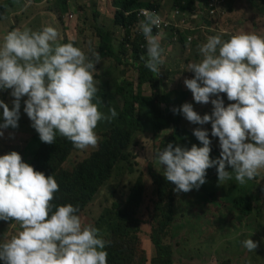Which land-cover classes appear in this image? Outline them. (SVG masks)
Returning <instances> with one entry per match:
<instances>
[{
  "label": "rangeland",
  "instance_id": "1",
  "mask_svg": "<svg viewBox=\"0 0 264 264\" xmlns=\"http://www.w3.org/2000/svg\"><path fill=\"white\" fill-rule=\"evenodd\" d=\"M27 1L0 0L4 94L0 101L12 89L18 95L7 98L1 108L8 118L1 119L0 140H17L20 146L21 141L42 137H77L64 166L67 171L86 160L111 159L112 129L121 123L115 83L126 79L133 82L135 93L150 92L149 84H140L139 72L130 65L99 54L98 23L115 35L114 52L120 51L118 38L124 32L116 25L112 0H69V12L61 17L57 0ZM230 4V9L219 10L215 26L202 21L204 7L196 0L189 22L202 26V39L198 42L197 28L193 42L182 48L161 37L138 61L153 62L151 75L159 77L160 94L167 99L161 104L160 124L170 113L188 134L182 144L186 148L174 158L172 168L174 216L168 228L172 264H264V145L254 142L264 134V70L254 63L264 52V0H231ZM246 34L255 37L241 40ZM8 51L9 57L5 56ZM59 62L75 65L71 94L58 64L54 69ZM178 92L183 93L181 100H176ZM171 130L156 136L150 131L134 135L124 146L129 157L113 169L110 178L91 179L103 185L95 202L58 237L60 249L38 258L31 256L27 242L44 234L43 222L27 203L19 207L23 194L8 192L11 199L7 201V194L0 191L4 259L16 249L20 264H96L117 223L113 200H122L141 178V206L133 217L140 225L139 242L126 239L131 243L126 264H151L148 236L157 198L152 195L148 169L167 174L158 147ZM199 138L216 150L217 158H203L199 149L191 147L190 140ZM198 156L203 159L197 160ZM128 162L135 163L134 174L126 172ZM12 213L20 218L7 226Z\"/></svg>",
  "mask_w": 264,
  "mask_h": 264
},
{
  "label": "trees",
  "instance_id": "2",
  "mask_svg": "<svg viewBox=\"0 0 264 264\" xmlns=\"http://www.w3.org/2000/svg\"><path fill=\"white\" fill-rule=\"evenodd\" d=\"M73 1L77 2V0ZM199 1L205 11V19L202 21L214 23L215 26L219 24L218 18L215 17L216 21L213 19L215 13L211 14V10L231 8V0ZM57 4H60V17L69 12V0H57ZM112 6L116 9V25L118 24L121 32H124L123 35L121 34V39L117 37L120 51L114 52L115 47L112 41L116 38L115 35L113 36L112 32L98 23L95 29L100 41L99 54L101 56L112 55L117 61L130 65L139 72L140 84H149L150 92L147 95L140 91L135 93L133 82L126 79L122 83H115L121 101L119 115L121 123L112 129L114 133L110 138L113 149L111 159L98 158L94 162L86 160L77 164L72 171H67L64 166L77 146V137L57 135L38 138L33 142L21 141L23 152L20 149L11 160H0V166L5 170L4 174H0V190H4L5 193L13 192V195L23 194L19 207L22 209V206L27 203V206H30L43 222L44 234H38L33 239L31 236L27 242V249L31 256L38 258L42 253H51L60 249L58 237H63L86 211L85 209L95 202L99 189L103 185L102 181L93 182L91 179L101 175H104V180L110 178L111 173L118 167L117 165L129 157L130 154H124V146L131 142L134 135L150 131L151 136H156L171 127V132L163 138L158 147L160 161L167 169V174L158 175L148 169L152 195L157 198L151 212L154 218L148 241L153 252L151 264H172V249L168 235V228L174 216L173 191L175 185L172 168L174 158L186 148L182 144L188 141V134L170 113L168 118L160 124L161 104L167 102V99L160 94L159 77L151 75L153 62L140 64L138 61L150 52L153 42H158L161 37L162 40H167V43L182 48L183 45H190L193 42L191 38L197 28L198 35L200 33L198 42L202 39V26L197 27L189 22V14L195 11L196 0H112ZM71 7L76 10L74 3ZM142 9L148 11V14L141 18L137 14ZM156 20L160 24L158 28ZM160 32L162 34H158ZM40 33L41 29L38 30V34ZM254 37V34L248 36L246 34L241 37V40ZM254 63L264 70V52L258 55V61ZM38 65L42 66V63ZM55 65L59 69V75H64L67 91L71 94L74 90L75 65L61 62ZM250 65L252 67L253 63ZM57 68L54 67L56 70ZM142 88L144 89V86ZM182 95V92H178L176 100H181ZM174 105L175 103H169V106ZM190 142L196 152L199 149L203 158L212 160L218 157L216 150L202 138H199L198 142L196 139ZM254 142L264 145V134L255 138ZM203 158L196 157L197 160ZM242 170L247 169L243 166ZM126 172L134 174L136 172L135 163L128 162ZM142 187L143 182L141 178H138V182L129 188V194L122 195V200H113L111 208L115 211L117 223L112 230L110 242L103 246V251L96 264L127 263L126 254H130L128 245L131 243L126 239L132 237L134 243L139 242L140 225L133 217L137 215L141 206ZM9 199L11 197H8L7 201ZM19 218L20 215L15 217L12 213L11 220L6 221L7 226H13ZM262 218L264 221V214ZM17 253L15 249V254Z\"/></svg>",
  "mask_w": 264,
  "mask_h": 264
},
{
  "label": "crops",
  "instance_id": "3",
  "mask_svg": "<svg viewBox=\"0 0 264 264\" xmlns=\"http://www.w3.org/2000/svg\"><path fill=\"white\" fill-rule=\"evenodd\" d=\"M27 2H30V1H27ZM20 31H21V29H20ZM9 44H11V43H9ZM5 56L9 57V56H11V53H9V51H8ZM15 92H16V89L9 90V94L6 93L4 99L0 101V122H1V119L4 120L5 118L6 119L8 118V115L6 113H4L1 108L4 107L5 100L7 98L13 100L14 97L18 96L17 94H15ZM2 93H3V88H2V86H0V96H4V94H2ZM25 141L26 140H24L23 142H25ZM6 142H2L0 140V160H2V161L11 160L12 158H14L15 153L20 150V146H21V143H20V146L17 145V140L9 141L7 143ZM7 144H8V147L3 148ZM0 169H4V168L2 166H0ZM0 191H2L4 195L7 194L6 197L8 199V192L5 193L4 190H0ZM2 204L4 206V201H2ZM0 235L2 237V230H0ZM0 242H1V240H0ZM3 251H4V249H3ZM11 255H12V257H14L13 262L11 261ZM9 257H10V259H9ZM19 260H20V258H18V256H15V252L9 251L7 253V259L6 260L4 259V254H2V252H0V264H16L17 262H19ZM19 264H20V262H19Z\"/></svg>",
  "mask_w": 264,
  "mask_h": 264
},
{
  "label": "built area",
  "instance_id": "4",
  "mask_svg": "<svg viewBox=\"0 0 264 264\" xmlns=\"http://www.w3.org/2000/svg\"><path fill=\"white\" fill-rule=\"evenodd\" d=\"M218 12L219 10L217 11V8L211 10V14L215 13L213 15L214 16L213 18L218 17ZM147 14H148V11H146L145 9H142L138 12L137 16L142 18V16H147ZM155 23H156V27L158 28L160 26L159 21L156 20Z\"/></svg>",
  "mask_w": 264,
  "mask_h": 264
},
{
  "label": "clouds",
  "instance_id": "5",
  "mask_svg": "<svg viewBox=\"0 0 264 264\" xmlns=\"http://www.w3.org/2000/svg\"><path fill=\"white\" fill-rule=\"evenodd\" d=\"M213 19H215V18H213ZM215 21H216V19H215Z\"/></svg>",
  "mask_w": 264,
  "mask_h": 264
}]
</instances>
